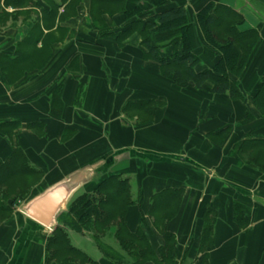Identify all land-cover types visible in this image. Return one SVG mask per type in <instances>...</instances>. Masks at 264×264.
Wrapping results in <instances>:
<instances>
[{
  "label": "crops",
  "instance_id": "0c3cea01",
  "mask_svg": "<svg viewBox=\"0 0 264 264\" xmlns=\"http://www.w3.org/2000/svg\"><path fill=\"white\" fill-rule=\"evenodd\" d=\"M172 1L184 4L193 18L211 1L231 6L243 14L240 30L258 31L260 40L246 69L240 76H231L243 94H253L264 77V20L248 24L253 16L250 0ZM251 2L264 14V0ZM90 5L91 0H82L77 14L63 23L67 36L52 45L53 58L43 70L21 74L12 85L0 70V125L4 124L0 166L20 148L30 166L42 172L37 189L43 191L76 172H82L88 181L78 191H89L88 186L98 179L120 174L130 178L135 199L143 192L145 206L157 192L183 189L179 212L168 223L178 244L176 264L186 251L188 264L202 255L199 239L207 210L216 214L213 243L206 251L208 264H264V168L248 164L239 155L249 136L253 141L264 139V117L245 123L247 106L255 110L253 104L212 94L210 82L203 90L193 84L175 85L161 74L158 63L144 58L146 49L138 33L122 45L99 36L90 25ZM6 10L25 13L30 9ZM33 10V14H22L10 21L12 24L0 27V53L10 54L29 34L41 15L39 9ZM106 20L115 28L130 22L123 20L122 14ZM198 36L197 54L203 63L196 68L201 71L214 62L202 55L200 30ZM61 83L64 110L59 118L51 113V99ZM141 100H155L158 105L153 123L137 127L125 117L123 107ZM13 122L18 127L9 133ZM228 127L224 141L209 136ZM251 152L264 165L263 149ZM237 204L249 211L240 221L235 218ZM25 206L24 202L20 210L12 208L9 218L0 220V264H47L46 243L53 230L27 216ZM137 211L138 206L131 210L133 225ZM78 234L82 244L90 241L89 235ZM70 235L75 244L78 236L74 237V231ZM150 239L154 246L164 242L159 232ZM82 250L100 264H110L99 248L94 255Z\"/></svg>",
  "mask_w": 264,
  "mask_h": 264
},
{
  "label": "trees",
  "instance_id": "16d2710c",
  "mask_svg": "<svg viewBox=\"0 0 264 264\" xmlns=\"http://www.w3.org/2000/svg\"><path fill=\"white\" fill-rule=\"evenodd\" d=\"M42 1L4 0L2 5L0 0V7L3 6L2 10L0 8V27L18 20L22 14H33V8L41 12L25 39L17 43L10 54L0 53V70L11 85L15 83V77L45 68L53 58L52 45L64 41L67 36L68 29L63 23L77 14L82 0ZM8 7H28L30 10L24 11L26 14L17 10L11 13L6 10ZM89 12L90 25L102 38L122 45L130 35L138 33L146 49L144 58L158 63L161 74L170 77L175 85L187 87L193 84L197 90H203L205 83L210 82L212 94L228 95L232 99L253 104L255 110L247 106L245 123L259 116L264 117V77L250 96L243 94L231 79L232 75H242L260 40L256 29H239L244 17L233 7L211 1L193 18L184 4L172 0H91ZM117 14H122L123 20L130 22L124 27H111L106 17ZM198 29L204 47L201 53L214 62L212 67L201 71L196 68L203 63L197 54L200 47ZM39 44L41 47H38ZM63 88L62 83L58 84L51 99V113L59 118L64 110ZM157 105L155 100L129 102L123 107V113L135 119V126L142 127L153 123ZM12 124L9 133L18 127V123ZM30 126L34 127V124ZM0 127L2 132L4 124ZM229 131L230 127L209 136L220 142L227 138ZM251 137L243 142L239 155L248 164L264 168L258 156H253L251 152L263 149L261 153L264 154V139L253 141ZM42 178V172L30 166L24 152L20 148L15 149L0 166V220H7L9 217L3 214L11 213L12 208L20 202H28L41 193L43 190H38L37 185ZM10 189L13 191L10 192ZM88 189L72 198L67 209L58 217V224L47 238V264H100L73 243L71 231L89 235L110 264L177 263L178 244L175 235L168 230V223L179 212L183 189L157 192L146 206L143 192L135 199L130 178L120 174L100 178ZM135 206H138V218L136 225H133L131 210ZM248 213L241 205H236L235 218L238 221ZM215 223V212L207 210L199 239L202 255L192 264H208L206 251L213 243ZM155 232H159L164 240L159 246H154L150 239ZM185 253L180 264L191 263L188 252Z\"/></svg>",
  "mask_w": 264,
  "mask_h": 264
},
{
  "label": "water",
  "instance_id": "95a60500",
  "mask_svg": "<svg viewBox=\"0 0 264 264\" xmlns=\"http://www.w3.org/2000/svg\"><path fill=\"white\" fill-rule=\"evenodd\" d=\"M99 165L100 163L94 164L93 168ZM87 182L82 172L73 173L38 194L26 204L23 210L31 219L46 228L54 229L64 207Z\"/></svg>",
  "mask_w": 264,
  "mask_h": 264
},
{
  "label": "rangeland",
  "instance_id": "374dc122",
  "mask_svg": "<svg viewBox=\"0 0 264 264\" xmlns=\"http://www.w3.org/2000/svg\"><path fill=\"white\" fill-rule=\"evenodd\" d=\"M253 1H255V0H253ZM249 3L250 4H252L251 6H248L249 7V9H251V11H252V13H253V16H252V20L250 19L249 21H248V24L249 23H251V25L250 26H252V25H255L257 22H258V20L260 21V20H264L263 18H264V14L261 12V10L258 8V6H257V4L256 5H253L254 3H256V2H254V3H252L251 2V0L249 1ZM189 6L190 7H193L194 6V4H192V3H189ZM1 8V10L3 9V6H1L0 7ZM195 8V7H194ZM26 14V13H25ZM243 15V14H242ZM26 18V17H25ZM29 20V19H28ZM32 20V19H31ZM10 23V22H9ZM8 23V24H9ZM10 24H12V23H10ZM125 117H128V116H125ZM126 119H128V118H126ZM130 120H132V121H135V119H132V118H130ZM133 187H135V185H133ZM11 191L10 192H12L13 191V189H10ZM83 191H84V189H82ZM82 190H80V191H78L74 196H73V198L74 197H77L78 195H80L81 193H83V191ZM134 191V190H133ZM25 201H23V202H20V204L21 205H23V203H24ZM26 203V202H25ZM21 206H19L18 204L16 205V208H19V210L21 209L20 208ZM15 208V207H14ZM8 214H6L5 216L6 217H8L7 216ZM72 235H73V233H72ZM76 236H78V239L77 238H75V245H77L78 247H80V248H82V249H86V251H88L89 253H91V255H94V253H98V247L96 246V244H95V242H93V240L91 239V237H89L90 238V241L89 242H87V243H85V244H82L81 243V234H78V233H76L75 232V235H74V237H76Z\"/></svg>",
  "mask_w": 264,
  "mask_h": 264
}]
</instances>
